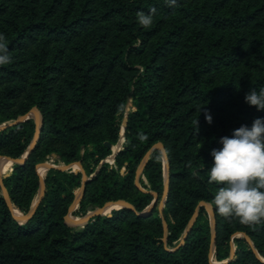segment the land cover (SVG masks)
Returning <instances> with one entry per match:
<instances>
[{
	"label": "trees",
	"instance_id": "obj_1",
	"mask_svg": "<svg viewBox=\"0 0 264 264\" xmlns=\"http://www.w3.org/2000/svg\"><path fill=\"white\" fill-rule=\"evenodd\" d=\"M141 13L150 25L139 22ZM0 35L11 61L0 65V124L33 106L42 114L35 147L4 177L15 214L30 209L40 188L37 164L49 155L82 162L88 179L74 210L82 216L90 203L119 198L138 211L148 206L154 195L137 186L136 171L157 142L170 175L166 241L159 205L68 222L81 169L50 167L43 199L25 221L0 190V264H264V221L220 216L211 203L219 186L208 183L220 138L264 119V110L245 102L251 89L264 88V0H0ZM130 101L135 108L127 111ZM126 113L123 147L113 163L99 165ZM35 131L33 117L6 125L0 155L20 157ZM164 179L163 153L154 148L140 181L161 196ZM201 201L216 217L212 254Z\"/></svg>",
	"mask_w": 264,
	"mask_h": 264
},
{
	"label": "clouds",
	"instance_id": "obj_2",
	"mask_svg": "<svg viewBox=\"0 0 264 264\" xmlns=\"http://www.w3.org/2000/svg\"><path fill=\"white\" fill-rule=\"evenodd\" d=\"M174 6L177 0H167ZM139 22L148 26L151 17L139 14ZM3 35H0V65L10 63ZM245 102L264 110V88L251 89ZM207 120L212 122L208 115ZM223 147L212 149L213 165L209 170V184L218 185L212 204L224 218H236L241 224L254 225L264 221V119L254 120L233 131L231 137L219 141Z\"/></svg>",
	"mask_w": 264,
	"mask_h": 264
},
{
	"label": "water",
	"instance_id": "obj_3",
	"mask_svg": "<svg viewBox=\"0 0 264 264\" xmlns=\"http://www.w3.org/2000/svg\"><path fill=\"white\" fill-rule=\"evenodd\" d=\"M37 112H39V116H37ZM28 117H33L36 120V131H35L34 137L31 140V143L29 144V146L26 149V151L23 152V154L20 157H12L10 155H5L8 159L12 160V164L13 163H17V162L25 161V159L31 153L32 149L35 147V145H36V143L38 141V138H39V133L41 131V127H42V114H41V112H40V110L38 109L37 106H33L26 114L19 115L16 120L9 121V122H4V123L0 124V130H1L6 125H9V124L17 122V121L24 120V119H26ZM127 119H128V115L126 113L124 115V117H123V120H122V130H124L126 125H127ZM118 143H120V142H118ZM107 144L111 145L110 142H107ZM154 148H160L162 150L163 156L165 158L164 195L166 197H167V193H168V190H169V178H170V175H169V159H168V155H167L165 147L161 143H155L147 151V153L145 154V156L141 160L140 164L138 165V168H137V171H136V184H137V186H139L141 189H143L145 191L151 192L154 195V199L152 200V202L148 206H146L143 210H140V211L136 210L135 206L129 200H127L126 198H119V199H116V200H108L102 206H98V207H96L94 204L90 203L88 205V209H92V210L94 209V211L92 213H90L88 216L86 215L87 217L83 215L80 220L75 221V222L70 220L71 216H75V215L72 214V211L75 208V206L80 202L81 198L83 197L84 191H85V187H86V182H87V179H88L87 173H86L81 161H79V160L78 161H73L70 164H55V163H50L48 161H42V162H39L37 164V170H38V172L40 174L39 197L32 204V206L30 207V209L28 210L27 213H24L21 210L17 214H15V212H14V205L12 203V200H11V197H10V194H9V190H8V188H7V186H6L5 182H4V177L7 176L10 173V171H5L4 173L0 174V186L3 189V195H4L8 205L13 210L15 217L18 220H20V221H25V220H27L28 218H30L34 214L37 206L39 205V203L43 199V196H44L45 191H46L45 176H43V174L41 173L40 169L41 168L49 169L52 166H57V167L66 169L68 167H72L73 165H77V166H79L81 168L82 173H83L82 188H81V192L75 196L73 202L69 206V211L66 214V220L68 222L84 224L94 215H98V214H109L110 215L112 213V209L119 208V207H128V208H131L133 210H136L139 214H145L148 211H150L151 209H153L157 205V202L159 200V192H157L155 190H152V189H147V188L143 187L142 184H141V181H140V178H141V176L143 174V171H144L145 164H146V162H147V160L149 158V155H150L151 151ZM52 156H53L54 159L57 157L56 154H53ZM112 157H115V153L112 154ZM165 200L162 203L159 204V210H160V215L162 217L163 226H164V230H165L164 240L166 241L167 240V231H168V222H167L166 217L164 215ZM110 203H118V206L113 207L109 212H105V206L107 204L109 205ZM200 204H203V205L207 206L209 208V210L211 211V248H210L211 252L210 253L212 254L213 251H214V248H215V238H216V217H215V213H214V208L207 201H201ZM197 214H198V210L196 209L195 213L193 214L192 218L190 219V222H189L188 227H187V229L185 231V234L181 238V242L184 241L188 230L194 224V222L196 220V217H197ZM243 234L245 235V237L249 241V243L252 246L253 250L255 252H258L256 247H255L253 239L247 233L244 232ZM231 252L233 253V251H231ZM226 260H223L222 262H225ZM213 263L218 264L219 261H213Z\"/></svg>",
	"mask_w": 264,
	"mask_h": 264
},
{
	"label": "rangeland",
	"instance_id": "obj_4",
	"mask_svg": "<svg viewBox=\"0 0 264 264\" xmlns=\"http://www.w3.org/2000/svg\"><path fill=\"white\" fill-rule=\"evenodd\" d=\"M135 107L133 106V104H132V102L130 101L128 104H127V111H129V110H132V109H134ZM38 114H39V112H37ZM9 121H14V120H9ZM9 121H7V122H9ZM125 129L124 130H121V133H120V137H119V139H118V141L115 143V147H113V145H112V148H113V152H112V154L113 153H115V151H116V145L117 144H119V148H122L123 147V145H124V143H125V141H126V137H125ZM118 142H120V143H118ZM157 143H160V142H157ZM162 144V143H161ZM163 145V144H162ZM164 146V145H163ZM160 149V148H159ZM162 151V150H161ZM163 153V152H162ZM112 154L111 155H109L107 158H105V159H102L101 161H100V163H99V165L104 161V160H107V161H109L110 163H113V160H114V158L115 157H112ZM44 161H48V162H50V163H55V159L53 158V156H51V155H49ZM78 161V160H77ZM80 161V160H79ZM5 163H9L10 164V162L9 161H6V160H0V166H3ZM82 163V162H81ZM163 163H164V178H165V158H164V156H163ZM3 164V165H2ZM14 164V163H13ZM13 164L11 165L10 164V167H9V169L7 170V171H11L12 170V168H13ZM55 164H70V163H64V162H62V161H60L59 163H55ZM83 165V164H82ZM99 165H97V166H95L94 168L96 169V168H98L99 167ZM84 167V166H83ZM69 168H73V170H77V169H81L79 166H77V165H73L72 167H68V168H66V169H69ZM47 170L48 169H45V171H43L42 172V174H43V176H46V174H47ZM86 171V170H85ZM88 176V175H87ZM145 181L147 182V180L145 179ZM164 181H165V179H164ZM142 184V183H141ZM46 186V185H45ZM143 186V185H142ZM144 187V186H143ZM81 188H82V182H81V184L79 185V186H77V187H75V189H74V191H75V194L77 195V194H79L80 192H81ZM0 190L3 192V189H2V187L0 186ZM153 190V189H152ZM38 197H39V190H38V192H37V194H36V196L34 197V199H33V203L38 199ZM166 199V196L164 195V191H163V194L160 196L159 195V200H158V202H157V205H159L160 203H162L164 200ZM32 203V204H33ZM32 206V205H31ZM96 207H98V206H101V205H95ZM15 208V207H14ZM79 208V203L75 206V208L73 209V211H72V214L73 215H75V217H77V218H79V217H82V215L81 214H75L74 213V210H76V209H78ZM206 208H207V214H208V216H209V218H210V221H211V211L209 210V208L206 206ZM91 210L90 209H88L87 208V211H86V213H85V215L89 212V213H91L90 212ZM71 220V219H70ZM73 221V220H72ZM73 222H75V221H73ZM75 224H78V223H75ZM237 235H240V233H238ZM183 237V236H182ZM181 237V238H182ZM235 248H236V245L234 244V243H232V249H231V251H233V253L231 254L230 253V257L234 254V250H235Z\"/></svg>",
	"mask_w": 264,
	"mask_h": 264
},
{
	"label": "bare ground",
	"instance_id": "obj_5",
	"mask_svg": "<svg viewBox=\"0 0 264 264\" xmlns=\"http://www.w3.org/2000/svg\"><path fill=\"white\" fill-rule=\"evenodd\" d=\"M37 116H39V114L37 113ZM117 146V145H116ZM113 147H115L114 145H113ZM117 149H116V151H115V153L117 152V150L118 149H120L119 147H116ZM0 160H6V161H9L10 162V164L12 165V160L11 159H8L5 155H0ZM10 164L9 163H5L3 166H0V174H2V173H4L5 171H7L8 169H9V167H10ZM40 171H41V173L43 172V171H45V168H41L40 169ZM116 206H118V203H110L109 205L107 204L106 206H105V212H109L113 207H116ZM91 211V213L94 211V209L92 210V209H90ZM90 213L88 212L86 215L88 216ZM86 215H84V216H86ZM86 216V217H87ZM82 217H79V218H77V217H75V216H71L70 217V219L71 220H73V221H78V220H80Z\"/></svg>",
	"mask_w": 264,
	"mask_h": 264
}]
</instances>
